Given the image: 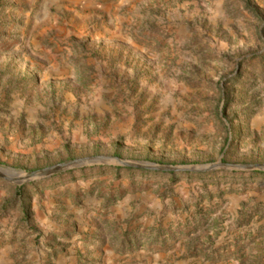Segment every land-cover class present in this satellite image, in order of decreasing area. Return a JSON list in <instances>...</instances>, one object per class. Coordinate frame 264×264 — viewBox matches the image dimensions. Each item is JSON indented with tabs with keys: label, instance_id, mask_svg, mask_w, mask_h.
<instances>
[{
	"label": "rangeland",
	"instance_id": "374dc122",
	"mask_svg": "<svg viewBox=\"0 0 264 264\" xmlns=\"http://www.w3.org/2000/svg\"><path fill=\"white\" fill-rule=\"evenodd\" d=\"M0 168V264H264V0H0Z\"/></svg>",
	"mask_w": 264,
	"mask_h": 264
},
{
	"label": "water",
	"instance_id": "95a60500",
	"mask_svg": "<svg viewBox=\"0 0 264 264\" xmlns=\"http://www.w3.org/2000/svg\"><path fill=\"white\" fill-rule=\"evenodd\" d=\"M98 158H100V157L74 160L71 162L61 164V165L55 167L54 169L46 170L42 173L46 174V173H51L55 170H60V169L72 167V166H78V165H81L82 163H85V162L97 160ZM117 159L120 160L126 166H133V167H137V168L152 169V170H160V171H166V172L205 171V170H210V169L215 167V164L204 165V166H186V167H183V166H174V165H160V164L149 163V162L124 161V160H121L119 158H117ZM246 167L254 168V167H263V166L262 165H248ZM18 173L20 174V172H18ZM0 175L6 176L4 173V168H0ZM37 175H39V173H31V174L21 173V176L23 177V179L28 180V181L35 179L37 177Z\"/></svg>",
	"mask_w": 264,
	"mask_h": 264
},
{
	"label": "trees",
	"instance_id": "16d2710c",
	"mask_svg": "<svg viewBox=\"0 0 264 264\" xmlns=\"http://www.w3.org/2000/svg\"><path fill=\"white\" fill-rule=\"evenodd\" d=\"M116 169H119V167H117ZM126 169L129 171H139V170H143L144 172L147 171L144 168H137V167H133V166H127ZM169 174H174V172H169Z\"/></svg>",
	"mask_w": 264,
	"mask_h": 264
}]
</instances>
